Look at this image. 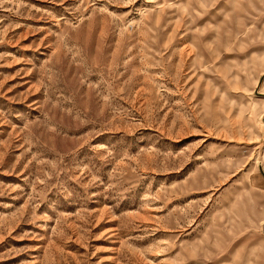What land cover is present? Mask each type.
I'll use <instances>...</instances> for the list:
<instances>
[{"label":"rangeland","instance_id":"rangeland-1","mask_svg":"<svg viewBox=\"0 0 264 264\" xmlns=\"http://www.w3.org/2000/svg\"><path fill=\"white\" fill-rule=\"evenodd\" d=\"M0 264H264V0H0Z\"/></svg>","mask_w":264,"mask_h":264}]
</instances>
